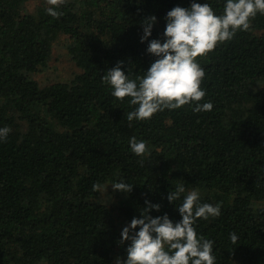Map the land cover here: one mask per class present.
<instances>
[{"label": "trees", "instance_id": "1", "mask_svg": "<svg viewBox=\"0 0 264 264\" xmlns=\"http://www.w3.org/2000/svg\"><path fill=\"white\" fill-rule=\"evenodd\" d=\"M28 1L0 0V127L11 129L0 142V264H116L127 258L121 231L146 201L161 206L153 217L180 219L167 200L178 181L220 204L195 225L214 241L215 264H264V15L197 57L211 111L185 105L129 122L134 106L101 77L118 61L143 75L156 59L140 42L143 21L156 16L149 39L163 42L166 13L192 0H64L56 18ZM208 2L222 11L223 0ZM61 37L79 72L41 86L33 77ZM133 136L147 155L130 151ZM121 179L132 190H113L106 205L101 191Z\"/></svg>", "mask_w": 264, "mask_h": 264}, {"label": "clouds", "instance_id": "2", "mask_svg": "<svg viewBox=\"0 0 264 264\" xmlns=\"http://www.w3.org/2000/svg\"><path fill=\"white\" fill-rule=\"evenodd\" d=\"M64 0H47L45 9L53 18L61 16L59 5ZM264 15V0H223L222 11L217 13L206 0L201 4L192 0L190 7L175 6L166 13L163 42L149 39L157 22L156 16L146 18L140 42L148 41L147 52L156 57L143 75L135 78L122 70L123 62L109 68L101 77L119 101L127 99L134 106L127 113L129 122L145 121L165 109L176 110L188 105L193 112L211 111V101H203L206 93L201 87L205 70L197 57H204L219 43L230 41L239 31L250 27L252 18ZM8 126L0 127V142L10 133ZM130 151L138 157L149 153L145 140L135 136L128 141ZM99 185L94 184L96 189ZM114 191L130 192L132 184L123 179L111 184ZM175 204L180 219L173 221L167 213L153 217L152 210L160 211L159 204L146 201L140 216L123 227L120 243L128 242L127 258H117L116 264H215L214 241L198 234L197 220H208L221 213L220 204L201 202L197 188L186 190L178 181L167 194ZM179 201V203H175ZM235 232L229 234L233 244L238 242Z\"/></svg>", "mask_w": 264, "mask_h": 264}, {"label": "rangeland", "instance_id": "3", "mask_svg": "<svg viewBox=\"0 0 264 264\" xmlns=\"http://www.w3.org/2000/svg\"><path fill=\"white\" fill-rule=\"evenodd\" d=\"M40 4L49 5L47 0H29L25 8L27 11L33 12L35 7ZM67 39V37H61L54 42L52 56L47 67L40 70L33 77L41 86L56 82H68L79 72L68 56L66 48ZM100 200L108 206L116 202V196L113 194V189L110 185H106L101 191Z\"/></svg>", "mask_w": 264, "mask_h": 264}]
</instances>
